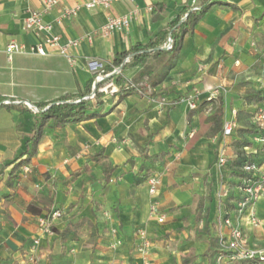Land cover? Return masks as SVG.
Returning <instances> with one entry per match:
<instances>
[{"label": "crops", "instance_id": "obj_1", "mask_svg": "<svg viewBox=\"0 0 264 264\" xmlns=\"http://www.w3.org/2000/svg\"><path fill=\"white\" fill-rule=\"evenodd\" d=\"M86 1L61 0L42 15L62 41H79L72 65L49 49L39 56L35 45L45 34L24 29L28 14L41 11L40 0H0V264H142L140 228L152 242L150 264H212L219 240L228 236L223 219L234 216L240 196L233 175L241 160H260V153H247L259 148L255 136L264 132L254 121L264 110V0H213L176 56L165 50L105 79L116 86L121 76L133 85L121 100L103 92L88 98L89 85L116 55L148 43L199 0H126L92 10L83 8ZM75 7L74 16L59 21ZM130 14L127 28L99 33L110 18ZM11 41L21 51L8 56ZM213 89L218 99L209 102ZM190 96L193 109L185 101ZM63 98L89 99L97 116L60 128L48 123L31 163L8 187V164L26 151L37 106ZM220 103L223 123H237L230 137L204 124ZM221 145L225 168L216 163ZM152 176L161 181L162 223L150 215ZM224 190L227 198L220 196ZM55 210L63 215L54 235L44 236L39 221ZM255 213L260 225L242 226L249 244L264 249V196ZM78 221L77 235L62 241L59 232Z\"/></svg>", "mask_w": 264, "mask_h": 264}, {"label": "built area", "instance_id": "obj_2", "mask_svg": "<svg viewBox=\"0 0 264 264\" xmlns=\"http://www.w3.org/2000/svg\"><path fill=\"white\" fill-rule=\"evenodd\" d=\"M60 1L61 0H40L42 6L41 11H31L28 14L24 22V29L26 31L33 32L35 35H39L41 33L45 34V40L39 41L35 45V51L39 56H46L50 53L49 50H51L52 52L64 57L70 64L73 65L75 63V59L71 51L79 45V41L73 39L62 41L59 36L54 35L51 32L49 25L42 22V15L51 10ZM121 1L126 0H87L84 3L83 8L86 10H92L97 7L108 8L112 4ZM148 9L149 11L152 10L151 7ZM77 10L78 7L63 10L59 21L74 16ZM132 15L133 14L120 18H110L100 28L99 33L103 36H107L114 31L127 28ZM86 40L91 41L92 36L88 35ZM170 49L171 40H168L165 45V50L168 51ZM5 51L8 56H11L13 53L20 52L21 47L16 42L11 41L7 44ZM94 65L97 66V63L89 62L90 67ZM95 69H97V67H95ZM119 73V69H114L110 74H98L93 80V85L88 98H95L96 92H103L111 95L115 94L118 90L117 87L113 83L104 84V81L107 77ZM218 95V90L213 89L209 94L208 100H215ZM190 98L191 96L185 98V101L187 102L189 109H193L195 108V104L189 100ZM161 103L165 104L166 102L164 99H161ZM4 104H8V102H5ZM254 121L257 126L264 129L263 109H260L257 112L254 117ZM236 127L237 123L235 120L225 121L222 126L221 135L223 137H230ZM255 140L260 144L259 148L251 150L247 154L258 155L260 153V160L258 163H245L243 166L238 168V174L233 175L234 178H236L240 196L236 201L234 216L231 217L229 215L223 219V224L228 229V236L219 240L221 249L214 256L212 264H264V249L249 244L242 226L243 221H247L253 227L260 225V221L255 213V204L259 198L264 196V137L255 138ZM244 150L248 149L245 148ZM216 163L219 168H225L228 165L227 148L224 145H221L216 149ZM23 172L28 173L29 168L24 167ZM160 185L161 181L158 177L152 176L148 179V194L151 197L150 215L156 218L157 223H162L164 220L163 215L158 210L157 196ZM220 196L221 198H227L228 190H224ZM62 215L63 214L60 211L55 210L42 218L39 221V230L41 234L47 237H52L54 235V221L61 218ZM118 243L119 242H117V244ZM38 244L39 240L34 239L33 246L36 247ZM151 248L152 242L146 231L142 228L138 229L136 251L142 258V264H150L149 255Z\"/></svg>", "mask_w": 264, "mask_h": 264}, {"label": "trees", "instance_id": "obj_3", "mask_svg": "<svg viewBox=\"0 0 264 264\" xmlns=\"http://www.w3.org/2000/svg\"><path fill=\"white\" fill-rule=\"evenodd\" d=\"M215 4L216 2L213 0H199V3L196 6L186 8L181 13V15L170 24L168 28L160 31L148 43L136 44L128 52L116 55L112 63V68L105 66L102 73L106 74L113 71L114 69H119L122 71L129 66H135L146 61L151 55H159L162 53V51H165V45L167 44L168 40H171V49L167 52L171 53L173 57L176 56L181 50L183 39L192 34L193 29L198 21ZM126 58L127 60H125ZM113 76H115V74H113ZM115 84L118 89L115 94H119L118 100H121L122 97L135 91V88L132 86V84L125 83L121 76L116 77ZM90 86L91 85H89V93L91 91ZM100 93L101 92H96L95 98H99L101 96ZM215 100H210L209 102H213ZM90 107L89 99L81 98L73 101L69 100L68 98H63L62 100L52 104L37 106V112L34 114L35 124L33 133L26 142L27 149L18 158L8 164L10 167L6 180L8 187H12V183L17 179L18 171L23 166L29 165L31 163V159L35 155L36 146L39 143L43 130L48 123H50L53 128H60L67 124L93 119L97 115L91 111ZM205 118L204 124L206 126H210L212 132H222L223 106L221 103L211 115ZM257 134L258 136H255V138L264 137L263 131ZM99 156V162L105 160L103 155H97L95 157ZM241 161L242 162L239 164V167L247 163L246 160ZM108 168L109 166H106L105 173H107L106 170ZM10 196L11 195L6 196L5 199H8ZM82 226L83 222L81 221H78L74 224L68 223L63 228V230L59 232L61 240L66 241L75 237Z\"/></svg>", "mask_w": 264, "mask_h": 264}]
</instances>
